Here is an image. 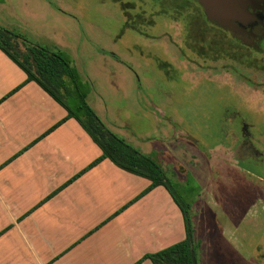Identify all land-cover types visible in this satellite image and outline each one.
Wrapping results in <instances>:
<instances>
[{"label":"rangeland","instance_id":"374dc122","mask_svg":"<svg viewBox=\"0 0 264 264\" xmlns=\"http://www.w3.org/2000/svg\"><path fill=\"white\" fill-rule=\"evenodd\" d=\"M0 25L66 53L91 85L89 104L105 124L144 153L158 147L154 140L159 139L172 182L194 177L201 188L191 212L199 264H264V181L257 178H264V48L253 53L233 43L203 22L198 6L170 0H0ZM25 77L0 50V98ZM29 90L24 86L0 104V127L3 134L11 132L15 150L35 137L33 123L44 132L53 125L52 116L66 114L58 105L50 112L35 107ZM43 116L46 122L35 120ZM67 123L50 141L70 147L83 167L100 150L75 120ZM245 130L252 158L242 147ZM13 152L0 158L2 191L3 177L15 184L16 163L3 168ZM241 167L253 168L257 177ZM99 175L104 174L85 177ZM24 181L27 200L43 196L39 178ZM136 191L139 184L130 195ZM222 226L252 228L260 240L239 235L237 241L256 257L242 259L230 246L224 248Z\"/></svg>","mask_w":264,"mask_h":264},{"label":"crops","instance_id":"0c3cea01","mask_svg":"<svg viewBox=\"0 0 264 264\" xmlns=\"http://www.w3.org/2000/svg\"><path fill=\"white\" fill-rule=\"evenodd\" d=\"M26 78L27 76L25 80ZM83 82L89 87L88 101L92 87L88 82L84 80ZM25 87L30 88L31 96L37 100L33 101L35 107H40L45 112L55 111L54 105L61 107L37 83L29 82ZM64 117L57 119L52 116V124L55 125ZM35 120L46 122V117ZM67 122L65 124H68ZM34 125L33 123L31 130L36 134L35 137L23 143L18 150L10 148L12 145L8 139H12L11 132L5 130L3 134V129L0 127V158L2 159L3 154H7L9 150H14L3 162V168L11 167L19 160H23L22 163L18 162L19 164L14 166L16 167L14 185L12 179L9 180L7 177H3L1 181L3 191L0 189V264H137L147 254L161 251L185 239L182 213L163 186L155 188L118 213L139 196L150 185V181L148 185L144 184L142 182L144 178L119 169L109 160L103 161L42 203L99 157L101 151L91 162L80 167L73 159L70 147L50 141L52 133L41 138L53 125L44 132H38L37 126ZM77 125L82 129L78 123ZM24 136L26 139L30 138L29 134H21V137ZM37 140L35 145L5 165L10 158ZM154 141L158 147H153L150 153L144 150L147 152L145 154L162 153L157 144L159 139ZM161 158L163 160L162 154ZM23 166L26 168L19 169ZM24 170L31 171L35 175H25ZM91 172L93 175L94 173L104 175L85 177ZM251 175L256 176L253 173ZM29 178H39L42 181L44 190L41 198L27 200L26 196H23L24 191L26 192L24 179ZM257 178L264 181V178L259 176ZM252 182L254 185H260L256 179ZM137 184L139 191L130 195L131 188ZM21 189L24 190L23 193ZM33 194L38 195L35 190ZM108 197L113 201L105 199ZM237 199L234 201L236 205L239 201L243 203V198ZM6 207L10 209V213L5 209ZM221 230L220 234L224 235L221 238V243L223 241L224 244L221 245L224 248L230 246L232 253L236 256L240 255L242 259H247V254L250 253L239 247L237 241L239 235L242 240L244 237L260 240L250 232L252 228L248 230L243 229L242 226H234V228L222 226ZM258 252L262 253L260 247ZM253 257H256L254 252L250 255V258ZM260 259H264V256ZM141 264L152 263L150 260H144ZM256 264L259 262L256 261Z\"/></svg>","mask_w":264,"mask_h":264},{"label":"trees","instance_id":"16d2710c","mask_svg":"<svg viewBox=\"0 0 264 264\" xmlns=\"http://www.w3.org/2000/svg\"><path fill=\"white\" fill-rule=\"evenodd\" d=\"M170 1L177 6L178 4L190 5L192 1L195 2V0ZM0 50L27 76L24 83L0 99V104L20 91L27 83L35 82L66 111V116L45 132L41 138L53 133L67 121L73 119L101 151L99 157L42 203L51 199L103 161L109 160L119 169L150 181L148 188L118 213L155 188L163 186L183 216L185 239L161 251L147 254L137 264H141L144 260H150L152 264H199L194 242L191 209L194 201L200 195L201 188L194 177L189 174L184 183L172 182L168 178L160 154L147 155L112 131L88 103L89 87L83 82L78 70L73 66L71 58L66 53L32 42L24 35L1 25ZM37 142L38 140L10 158L5 165L17 159Z\"/></svg>","mask_w":264,"mask_h":264},{"label":"water","instance_id":"95a60500","mask_svg":"<svg viewBox=\"0 0 264 264\" xmlns=\"http://www.w3.org/2000/svg\"><path fill=\"white\" fill-rule=\"evenodd\" d=\"M208 20L233 32L250 33L251 23L264 18V0H197ZM252 10V11H251ZM190 140L197 141L189 137Z\"/></svg>","mask_w":264,"mask_h":264},{"label":"flooded vegetation","instance_id":"af4514ba","mask_svg":"<svg viewBox=\"0 0 264 264\" xmlns=\"http://www.w3.org/2000/svg\"><path fill=\"white\" fill-rule=\"evenodd\" d=\"M191 3L195 4L196 6H198L202 16H203V22L205 24H207L208 26H212V27H215L217 30L221 31L222 33H224L225 35H229L230 37V40L251 51V52H261L264 48V18L261 20V21H256V22H253L250 24L249 27L247 28H250L249 30H251L250 33H247V32H244L242 30H240L239 32L240 33H236V32H233L227 28H224V27H221L219 26L217 23L211 21V20H208L207 17H206V14H205V11L204 9L202 8V6L197 2V0L192 1ZM252 11V10H251ZM251 45V47H250ZM243 134H245V138L247 141H244L242 143V147L245 151H247L248 153L245 154V155H248L250 156L251 158L253 156H255L254 154V151L252 149V146H251V143L248 138V133L247 131L245 130L243 132ZM243 160V159H242ZM245 160V159H244ZM255 161V160H254ZM256 161H258V159H256ZM241 169L243 171H246V172H249V173H252L250 172L253 171L254 169L253 168H248V169H245L243 167H241ZM255 173V172H254Z\"/></svg>","mask_w":264,"mask_h":264}]
</instances>
